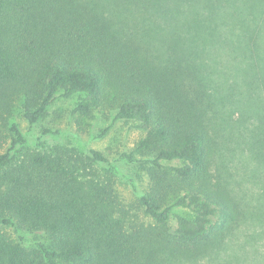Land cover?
<instances>
[{"label":"trees","instance_id":"trees-1","mask_svg":"<svg viewBox=\"0 0 264 264\" xmlns=\"http://www.w3.org/2000/svg\"><path fill=\"white\" fill-rule=\"evenodd\" d=\"M74 98L140 132L129 206L101 152L13 119ZM239 151L264 163V0H0V264H228Z\"/></svg>","mask_w":264,"mask_h":264},{"label":"rangeland","instance_id":"rangeland-1","mask_svg":"<svg viewBox=\"0 0 264 264\" xmlns=\"http://www.w3.org/2000/svg\"><path fill=\"white\" fill-rule=\"evenodd\" d=\"M75 102V98L57 99L49 108L45 119L33 126L21 117L19 110L13 119L29 146L34 145L42 128H49L60 132L45 138L51 146L68 144L84 152H101L121 169L122 175L118 177L116 189L129 206L135 202L136 195L140 194L142 182L137 178V167L121 162L119 158L123 152L134 148L140 132L134 129L133 124L121 121L113 123L111 117L107 118L108 114L103 116L100 112H94L90 118H84L79 128L76 119L71 116ZM223 125L225 126V123ZM233 128L228 129L235 132ZM227 158H230L227 165L232 175L231 188L242 207L247 206L248 211L245 210L246 216L242 225L228 239V245L221 257L227 260L228 264H264V196L258 199L264 192V163L258 159L252 160L249 153L242 151L235 155L230 154ZM131 180L137 189L133 187ZM10 233L17 237L12 229ZM23 234L26 240L34 238L28 233Z\"/></svg>","mask_w":264,"mask_h":264}]
</instances>
